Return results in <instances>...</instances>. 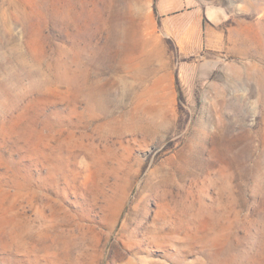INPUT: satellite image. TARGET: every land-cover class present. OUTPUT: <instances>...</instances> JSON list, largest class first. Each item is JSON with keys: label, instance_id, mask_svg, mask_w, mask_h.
Returning <instances> with one entry per match:
<instances>
[{"label": "rangeland", "instance_id": "obj_1", "mask_svg": "<svg viewBox=\"0 0 264 264\" xmlns=\"http://www.w3.org/2000/svg\"><path fill=\"white\" fill-rule=\"evenodd\" d=\"M0 264H264V0H0Z\"/></svg>", "mask_w": 264, "mask_h": 264}, {"label": "trees", "instance_id": "obj_2", "mask_svg": "<svg viewBox=\"0 0 264 264\" xmlns=\"http://www.w3.org/2000/svg\"><path fill=\"white\" fill-rule=\"evenodd\" d=\"M180 81L178 80V78H177V80H176V84H175V87H176V90H177V92H178V94H179V97H180V99L182 100L183 98V92H182V89H181V86H180Z\"/></svg>", "mask_w": 264, "mask_h": 264}]
</instances>
